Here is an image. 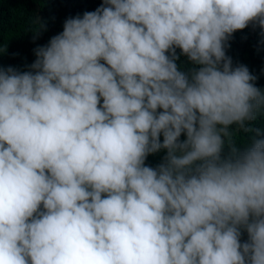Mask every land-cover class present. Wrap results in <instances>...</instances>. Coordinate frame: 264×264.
Segmentation results:
<instances>
[{
	"label": "clouds",
	"instance_id": "9594fccd",
	"mask_svg": "<svg viewBox=\"0 0 264 264\" xmlns=\"http://www.w3.org/2000/svg\"><path fill=\"white\" fill-rule=\"evenodd\" d=\"M250 24L264 0H102L0 67V264H264Z\"/></svg>",
	"mask_w": 264,
	"mask_h": 264
},
{
	"label": "trees",
	"instance_id": "16d2710c",
	"mask_svg": "<svg viewBox=\"0 0 264 264\" xmlns=\"http://www.w3.org/2000/svg\"><path fill=\"white\" fill-rule=\"evenodd\" d=\"M101 2L102 0H0V45L4 46V51H0V67L12 65L21 71L27 70L25 65L35 59L33 48L46 44L52 35L60 32L66 17L94 10ZM35 17L40 18L45 28L33 39L34 33L26 29ZM259 31L258 26L254 28L251 24L236 30L228 41L226 54L232 58L233 65H247L249 71L258 77L254 83L264 87V72L261 71L264 68V44H258ZM177 64L186 71L191 62L180 56ZM251 124L264 128V117L258 116ZM242 135L244 141H247L251 133ZM183 138L182 133L180 139ZM244 146V142H238V147ZM224 151H228L227 146ZM164 152L162 149L149 154L145 163L155 167L161 162ZM245 239L247 234L242 231L241 240Z\"/></svg>",
	"mask_w": 264,
	"mask_h": 264
}]
</instances>
